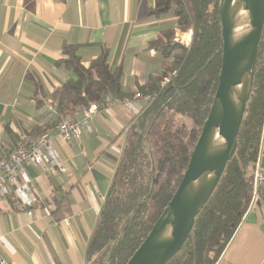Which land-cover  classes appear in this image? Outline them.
<instances>
[{
    "label": "crops",
    "instance_id": "1",
    "mask_svg": "<svg viewBox=\"0 0 264 264\" xmlns=\"http://www.w3.org/2000/svg\"><path fill=\"white\" fill-rule=\"evenodd\" d=\"M154 8L155 0H0V159L16 148L19 132L36 138L71 116L73 109L59 112L62 89L77 79L57 65L65 47L76 48L85 68L107 51L127 96L159 74L170 59L150 45L177 25L171 16H149ZM138 114L115 105L92 117L78 141L56 143L62 171L27 169L37 195L30 208L0 198L5 264H87V245ZM256 161L264 175V121ZM263 226L264 190L215 264H264Z\"/></svg>",
    "mask_w": 264,
    "mask_h": 264
},
{
    "label": "trees",
    "instance_id": "2",
    "mask_svg": "<svg viewBox=\"0 0 264 264\" xmlns=\"http://www.w3.org/2000/svg\"><path fill=\"white\" fill-rule=\"evenodd\" d=\"M220 0H155L149 16L176 19L192 31L187 47L175 52L172 30L166 45L151 44L171 66L150 76L137 92L150 97L128 128L108 193L86 249L87 264H126L151 231L175 193L215 94L221 65ZM187 35H185V39ZM57 65L77 77L67 82L59 112L100 104L106 97L123 99L121 73L111 71L107 51L82 65L76 48L65 47ZM167 71L171 77L161 84ZM168 113L191 121V128H173ZM264 121V25L257 48L252 87L236 136V150L181 249L167 264H215L232 238L251 199L250 169L257 159Z\"/></svg>",
    "mask_w": 264,
    "mask_h": 264
},
{
    "label": "water",
    "instance_id": "3",
    "mask_svg": "<svg viewBox=\"0 0 264 264\" xmlns=\"http://www.w3.org/2000/svg\"><path fill=\"white\" fill-rule=\"evenodd\" d=\"M247 1L241 24L235 21L237 0L219 1L222 54L209 113L175 193L126 264H167L177 254L235 153L264 25V0Z\"/></svg>",
    "mask_w": 264,
    "mask_h": 264
},
{
    "label": "built area",
    "instance_id": "4",
    "mask_svg": "<svg viewBox=\"0 0 264 264\" xmlns=\"http://www.w3.org/2000/svg\"><path fill=\"white\" fill-rule=\"evenodd\" d=\"M148 100L150 97L142 96L138 92L121 100L106 97L100 104L73 107L70 117L54 125L41 136L33 138L19 132L16 148L6 158L0 159V198L13 197L23 206L30 208L35 203L37 195L27 173L29 167H42L46 171H62L63 161L55 148L56 143L69 145L78 141L82 128H88L92 117L115 105L124 104L140 111L142 104ZM78 112L82 115L80 119L74 117V114ZM250 170L252 189L249 206H252L264 190V175L257 161ZM64 223L68 225L69 221L65 220ZM0 264L5 263L0 259Z\"/></svg>",
    "mask_w": 264,
    "mask_h": 264
},
{
    "label": "rangeland",
    "instance_id": "5",
    "mask_svg": "<svg viewBox=\"0 0 264 264\" xmlns=\"http://www.w3.org/2000/svg\"><path fill=\"white\" fill-rule=\"evenodd\" d=\"M186 34H189V42L186 43V40H185V35ZM170 42L172 44H174V47H175V52H179L180 51V48L182 47H187L190 42H191V38H192V31L191 29H188V28H176L172 31V33L170 34ZM187 39V38H186ZM168 39H166V37H163L160 41H159V44L161 43V45H166L168 43ZM170 61L169 63H167V65L165 66V71L171 66L172 64V58L170 57L169 58ZM163 69V70H164ZM171 77V73L170 71H167V75H166V78L162 81L161 84H167L169 78ZM167 117H169L173 123V128H180L181 126H185L186 129H190L191 128V121L184 117V116H180V115H175L173 113H168L167 114Z\"/></svg>",
    "mask_w": 264,
    "mask_h": 264
},
{
    "label": "bare ground",
    "instance_id": "6",
    "mask_svg": "<svg viewBox=\"0 0 264 264\" xmlns=\"http://www.w3.org/2000/svg\"><path fill=\"white\" fill-rule=\"evenodd\" d=\"M249 14L248 1L247 0H237V12L235 21L239 24L246 21Z\"/></svg>",
    "mask_w": 264,
    "mask_h": 264
}]
</instances>
